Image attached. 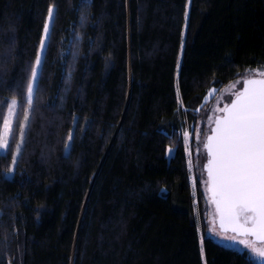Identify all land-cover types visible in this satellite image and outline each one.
I'll return each instance as SVG.
<instances>
[{
  "label": "trees",
  "instance_id": "1",
  "mask_svg": "<svg viewBox=\"0 0 264 264\" xmlns=\"http://www.w3.org/2000/svg\"><path fill=\"white\" fill-rule=\"evenodd\" d=\"M260 68L264 0H11L0 31V132L16 100L0 151V264H257L205 234L192 140L203 260L182 126L193 135L209 91Z\"/></svg>",
  "mask_w": 264,
  "mask_h": 264
},
{
  "label": "snow or ice",
  "instance_id": "2",
  "mask_svg": "<svg viewBox=\"0 0 264 264\" xmlns=\"http://www.w3.org/2000/svg\"><path fill=\"white\" fill-rule=\"evenodd\" d=\"M44 31L48 32L47 25ZM35 63L40 65L39 57ZM31 75L35 81L37 69H33ZM260 75L264 77V72ZM27 91L31 105V84ZM234 96L235 99L221 109L224 115L216 118L212 135L207 137V182L221 228L227 223L232 232L254 237L264 245V78L245 80L243 90L235 92ZM9 112L12 113V108ZM5 128H8L7 121ZM6 145V140L0 142V147ZM240 242L264 257V247H255L247 239Z\"/></svg>",
  "mask_w": 264,
  "mask_h": 264
},
{
  "label": "rangeland",
  "instance_id": "3",
  "mask_svg": "<svg viewBox=\"0 0 264 264\" xmlns=\"http://www.w3.org/2000/svg\"><path fill=\"white\" fill-rule=\"evenodd\" d=\"M10 1L9 0L7 2V5L5 7L4 13H3V17L1 19V23H0V31L3 27L5 18H6V14L8 12L9 6H10ZM50 9L53 12V7L51 6ZM49 9V10H50ZM50 21L51 19L49 18V12L47 14L46 17V21H45V25L48 26V31H49V27H50ZM45 28V26H44ZM47 35L48 32L45 33L44 29H43V33H42V37H41V41L39 44V50H38V54L37 57L42 58V51L44 49V46L46 44V39H47ZM43 44V47L41 46ZM37 59V58H36ZM39 66L36 65V63L34 64L33 69H37V71L39 70ZM261 72H264V68H260V69H253L250 72L244 74L243 76L233 80L232 82L228 83L226 86H224L222 89L220 90H210L209 93L207 94L206 99L208 100L209 98H212V101L209 104V108H208V112L206 114V116L204 117L203 120V124L204 125H196V127L194 128L193 131V135L192 133H190V130L186 128V126H182V137H183V143H184V148H185V153L187 155V159H188V167H189V175H190V181H192V191H193V203L195 206V218H196V223L197 226L199 228V240H200V244H201V255L202 258L204 260V255H203V249H202V236H203V232H202V228H201V220H200V216L196 207V197H195V193H194V180L196 178V161L191 157L190 155V145L192 143V140L195 141V143L198 145L196 148V153L198 155V165H199V172H200V180H201V185H202V189H203V197H204V204H205V221H206V228H205V234L208 235L209 237H211L214 241L220 243L221 245L228 247V248H233V249H237L240 251H244L247 253V255L253 260L255 261L257 264H264V257H260L259 255H257V253L255 251H253L252 247H249L243 243H241V240L247 239L249 241L250 244H253L255 247H264V245L260 244L259 241H256L254 237H245L242 236L238 233H234L231 230V227L227 225V223H225V227L221 228V224H220V217H219V213H217L216 211V205L213 203L212 201V197H211V192L209 191V187L210 185L208 184V176H207V161H208V155H207V149L205 148V144L207 143V137L211 134L212 132V128L214 126V121L216 120L217 116H223V112L221 111V109H223L226 105L230 104L231 101L235 98L234 93L237 91H242L243 85H244V81L247 80L248 78H264L260 75ZM35 81H33L32 79V75H31V79L29 82V85L31 84L33 86V90H34V85H35ZM176 92H177V97L179 100V104H181V99H180V94L178 91V86L176 84ZM27 95H28V91H27ZM13 101L16 102L15 99H11L4 121H3V125H2V129L0 132V142H3L4 140L7 141L8 144V140H9V133H10V128H11V124H12V119L14 117V113H15V105H13ZM12 108V113L10 114L9 109ZM181 108V106H180ZM5 121H7L8 123V128H5ZM6 146L4 147H0V151L3 152L6 150ZM174 152V147L173 146H169L167 148V156H170L171 154H173ZM15 157V156H14ZM14 164V160L12 161V165ZM11 165V166H12ZM235 236V239H230V237Z\"/></svg>",
  "mask_w": 264,
  "mask_h": 264
},
{
  "label": "water",
  "instance_id": "4",
  "mask_svg": "<svg viewBox=\"0 0 264 264\" xmlns=\"http://www.w3.org/2000/svg\"><path fill=\"white\" fill-rule=\"evenodd\" d=\"M248 79H259V78H248ZM248 79H247V80H248ZM243 86H244V85H243ZM242 90H243V88H242ZM234 99H235V98H234ZM234 99H233V100H234ZM223 115H224V114H223ZM218 117H221V116H217L216 118H218ZM214 126H215V124H214ZM214 126H213L212 130L215 128ZM210 135H212V133H211Z\"/></svg>",
  "mask_w": 264,
  "mask_h": 264
},
{
  "label": "flooded vegetation",
  "instance_id": "5",
  "mask_svg": "<svg viewBox=\"0 0 264 264\" xmlns=\"http://www.w3.org/2000/svg\"><path fill=\"white\" fill-rule=\"evenodd\" d=\"M215 127V126H214Z\"/></svg>",
  "mask_w": 264,
  "mask_h": 264
}]
</instances>
